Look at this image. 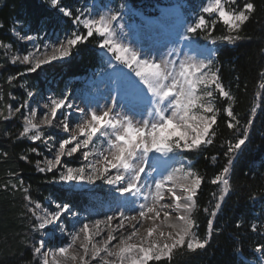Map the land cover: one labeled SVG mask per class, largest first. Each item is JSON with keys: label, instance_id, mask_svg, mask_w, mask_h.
<instances>
[{"label": "snow or ice", "instance_id": "snow-or-ice-1", "mask_svg": "<svg viewBox=\"0 0 264 264\" xmlns=\"http://www.w3.org/2000/svg\"><path fill=\"white\" fill-rule=\"evenodd\" d=\"M49 3L62 18H69L73 27L55 43H33L25 54L13 55L10 63L26 65V73H36L44 65L66 61L80 45L94 40L109 70L103 97L106 103L101 106L93 98L85 107H79L69 102L67 95L53 96L42 109L27 102L14 111L8 108L7 115L0 109V118L9 120L20 113L23 126L17 139L40 141L50 153L46 156L36 147L30 149L43 156L35 161L37 172L52 173L53 182L69 190L101 181L109 186L118 205L128 211L82 220L70 203L46 207L33 200L29 188L19 180V185L11 187L22 189L25 208L33 221L31 231L40 236L31 244V264H172L176 250H181V255L183 250H205L211 242L214 220L230 194L234 162L250 140L258 107L253 106L241 123L233 110L234 97L219 74V49L194 46V38L202 35L211 45H235L243 39L240 33L255 12V4L251 0L242 5L238 0H201L193 14L195 18L188 23L181 21L178 31L168 40L174 45L186 42L191 54L172 47L166 53L152 55L127 41L122 23L126 5L120 4L116 11H101L94 5L74 12L61 0ZM218 23L224 34L217 38L213 33ZM13 31L19 40L37 39L17 29ZM259 76L264 81V70ZM13 79L10 77L9 83ZM258 86L264 89V82ZM27 95L31 97L33 93L29 91ZM218 97L226 102L223 109L216 106ZM221 111L235 138L221 145L226 146V163L210 180L218 192L211 194V209H202L208 218L201 238L195 213L205 177L185 154L203 152L213 145ZM45 128L57 129L56 138L51 133L45 138ZM20 159L30 162L27 155ZM211 160L215 162L217 156ZM66 216L73 218L72 230L60 223ZM251 227L257 231L256 224ZM57 230L65 238L63 243L48 246L44 237H54ZM255 252L262 254L260 264H264V244L257 245Z\"/></svg>", "mask_w": 264, "mask_h": 264}, {"label": "trees", "instance_id": "trees-1", "mask_svg": "<svg viewBox=\"0 0 264 264\" xmlns=\"http://www.w3.org/2000/svg\"><path fill=\"white\" fill-rule=\"evenodd\" d=\"M83 1L87 3L91 0ZM124 1L138 13L152 16L158 13L161 4L168 5L184 0ZM251 2L255 4V12L243 26L240 33L243 39L235 45H211L202 35L194 38L203 45L219 49L216 62L220 69L219 74L226 90L234 97L233 110L239 114L241 123L246 121L253 106L258 107V113L250 140L234 162L230 176V194L214 220L210 244L197 253L183 250L184 254L181 255V250H176L172 264H260L262 254L255 252V247L264 244V89L258 86L260 82H264L259 76L261 70H264V0ZM45 26L48 29H57L59 26L73 25L69 18H62V14L48 6L45 0H0L2 45L9 44L13 49L16 47L18 42L13 32L15 28L38 32ZM222 34L223 26L218 23L213 35L218 38ZM101 57L95 41L90 40L80 45L66 61L44 65L36 73L20 75L25 71L26 65H12L5 49L0 47V96H3L0 106L5 108L10 104L13 100L11 94L23 96L22 100L26 98V93L18 86L20 80L34 81L42 72L51 74L55 80L58 78L61 83L73 81L76 77L84 80L100 69L103 64ZM10 76L15 77L11 83L7 79ZM225 103L222 98L218 97L216 100V106L221 109ZM226 119L221 111L213 145L203 152L185 154L192 161L194 169L205 177L198 194L199 209L195 213L201 238L205 235L208 218L202 209L205 206L211 209L214 203L211 194L218 192V187L211 185L210 180L226 163L223 155L226 146L221 145L226 140L235 138L226 127ZM20 131L22 125L18 117L13 116L9 120L0 118V264H31V244L40 239L39 233L31 231L33 221L29 219L30 214L25 208L22 189L19 186L13 189L12 184L19 185V180H23L32 199L42 204H45L49 196L58 202L77 200L75 195L71 197L67 189L53 182L52 173H39L35 170V161L43 156H38L30 149L36 147L43 154L45 150L40 141L18 140ZM21 155H27L30 162L21 160ZM213 155L217 156L215 162L211 160ZM5 185L8 187L5 188ZM252 224L257 225V231H252Z\"/></svg>", "mask_w": 264, "mask_h": 264}, {"label": "rangeland", "instance_id": "rangeland-1", "mask_svg": "<svg viewBox=\"0 0 264 264\" xmlns=\"http://www.w3.org/2000/svg\"><path fill=\"white\" fill-rule=\"evenodd\" d=\"M45 2L48 6H50L49 0H45ZM61 2L62 5L70 7L74 12L77 8H87L94 5L101 11H106L109 8L113 11H116L119 9L120 4H124L126 5V7L125 9H123L124 18L122 23L125 25L124 32L126 34V39L128 42L132 43L135 47L150 51L152 55L166 53L172 47H178L182 53L188 52L189 54H191V51L185 46L186 42L174 45L168 43V40L170 39L172 34L178 31V26L181 21L188 23L195 18L193 14L198 11L201 0H184L181 2V5L178 4L174 7L160 6L161 13L158 17L159 21L151 23H149L148 18L141 17L140 14L135 9L131 8L130 5L124 0H91L89 3H85L83 0H61ZM243 2H245V0H238V3L241 5L243 4ZM72 27L73 26H59L57 29H48L45 26L38 32H31L26 29H17L21 34L33 35L37 37V39L34 42L22 41L19 40L18 36L14 34L15 39L18 42L14 49L9 44H5L7 45V47H0L5 49L6 53L11 59L13 55L25 54L29 49L32 48L33 43L40 45H43L45 43H55L58 37L63 38L65 31L70 30ZM179 30L182 31V29ZM0 45L2 44L0 43ZM195 45L197 44L194 42V46ZM172 58L175 59L176 57ZM108 72L109 70L107 69V67H105L104 71L94 76L93 79H88L82 82L78 79H74L73 81H64L63 83L59 82L58 78H56L55 80L51 74L42 72L40 73V77H38L37 79L35 78L34 81H19V88L22 89L24 93H26V98H24V100H22L23 96L19 97L16 94H11L10 96L13 100L5 108L3 106H0V109H3L5 115H7L8 108H11L14 111L16 107H20L21 105L25 104V102H27V104L31 107L42 109L43 105L48 102L49 97L54 96L59 98L64 95H67L69 98V102L73 103L75 106L85 107L88 101L93 98L95 101H98L101 106H103L106 103L103 97L106 94V81ZM23 73L26 72L24 71ZM10 77H8L7 79L9 80ZM29 91L33 93V96L29 97L27 95ZM108 103H110V101H108ZM21 111L26 112L27 109L21 108ZM15 116L18 117V119L21 121V125L23 126V119L20 113H16ZM40 118L41 112L38 111L37 120H39ZM44 131L45 138H47V135L50 133L53 134L54 138H56L54 133L58 130L45 128ZM41 145L45 150L44 155L50 156V153H48L43 143H41ZM71 162L73 164L78 163L77 161ZM54 183L67 189L71 197L72 195H75V197H77L76 201L70 200V202H60L70 203L74 205L73 211L79 212L81 214L80 219L82 220H84L85 218H103L105 215H112L114 212L118 214L119 210L128 211L127 208L118 205L117 201L114 199V194L111 193L109 186L104 185L101 181H97L92 185L85 184L74 190H69L68 186L66 185L56 182ZM78 198H80L81 200ZM60 202L49 196L46 198L45 204L43 205H45L46 207H54V203ZM72 221L73 218L71 216H66L62 218L60 223H64L69 230H72ZM148 226L150 225L145 224V227ZM143 230L144 229L141 228L142 232ZM48 231H51V226H49ZM165 231L167 232V229H165ZM44 239L47 241L48 246H55L57 244L63 243L65 238L57 230L54 237H48L46 235Z\"/></svg>", "mask_w": 264, "mask_h": 264}, {"label": "bare ground", "instance_id": "bare-ground-1", "mask_svg": "<svg viewBox=\"0 0 264 264\" xmlns=\"http://www.w3.org/2000/svg\"><path fill=\"white\" fill-rule=\"evenodd\" d=\"M175 4V3H174ZM162 6V5H160ZM160 6H159V12H160ZM131 7V6H130ZM140 14V13H139ZM141 17H146L145 15L140 14ZM139 18V17H138Z\"/></svg>", "mask_w": 264, "mask_h": 264}]
</instances>
